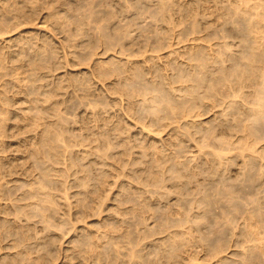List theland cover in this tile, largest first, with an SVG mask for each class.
Listing matches in <instances>:
<instances>
[{"label": "rangeland", "instance_id": "obj_1", "mask_svg": "<svg viewBox=\"0 0 264 264\" xmlns=\"http://www.w3.org/2000/svg\"><path fill=\"white\" fill-rule=\"evenodd\" d=\"M0 264H264V0H0Z\"/></svg>", "mask_w": 264, "mask_h": 264}]
</instances>
